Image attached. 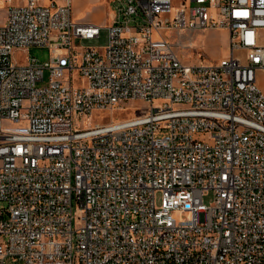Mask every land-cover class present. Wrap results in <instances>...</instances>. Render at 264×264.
Listing matches in <instances>:
<instances>
[{
	"label": "built area",
	"instance_id": "1",
	"mask_svg": "<svg viewBox=\"0 0 264 264\" xmlns=\"http://www.w3.org/2000/svg\"><path fill=\"white\" fill-rule=\"evenodd\" d=\"M110 1L0 0V264H264V0Z\"/></svg>",
	"mask_w": 264,
	"mask_h": 264
},
{
	"label": "rangeland",
	"instance_id": "2",
	"mask_svg": "<svg viewBox=\"0 0 264 264\" xmlns=\"http://www.w3.org/2000/svg\"><path fill=\"white\" fill-rule=\"evenodd\" d=\"M179 0H174V3L177 4ZM3 6L0 5V8ZM3 12H0L2 15ZM73 15L74 18L81 22H94L101 26V34L95 39H87L82 42L84 47H95L100 50L104 49L109 42V29L108 26L113 17V5L110 0H73ZM222 29H207L205 31H198L194 33V42L197 47L200 48L201 52L204 54L202 57H198L197 54L192 55V63L205 61L218 62L222 58L227 57L230 54V35L227 30ZM190 34H185L184 39L188 40ZM36 57L39 61L44 62L49 59L50 52L48 48H39L31 47L26 50L25 55L21 58V61L27 62L29 57ZM14 60H18V56H13ZM46 82L49 79V73L46 71ZM259 78L261 84L264 88V71L259 73ZM45 82V83H46ZM132 105H135L133 103ZM138 105L145 107L147 104L143 101L138 102ZM134 107H126L124 111L117 110L111 111L107 110L104 112L96 111L94 114L87 120V123H84L85 126H89L91 121L95 122H107L115 118H126L134 114ZM166 131H158L157 137L165 134ZM161 196L158 195V200ZM215 194L214 191H211L205 197V203L211 205L214 202ZM178 219L186 218L180 212L176 214Z\"/></svg>",
	"mask_w": 264,
	"mask_h": 264
},
{
	"label": "crops",
	"instance_id": "3",
	"mask_svg": "<svg viewBox=\"0 0 264 264\" xmlns=\"http://www.w3.org/2000/svg\"><path fill=\"white\" fill-rule=\"evenodd\" d=\"M223 30L225 31L226 29H222V32H223ZM222 32H221V33H222Z\"/></svg>",
	"mask_w": 264,
	"mask_h": 264
}]
</instances>
